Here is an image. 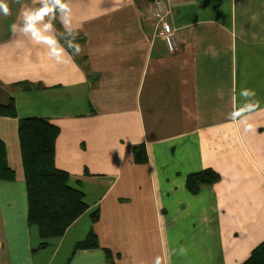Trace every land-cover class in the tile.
<instances>
[{
	"label": "crops",
	"instance_id": "crops-1",
	"mask_svg": "<svg viewBox=\"0 0 264 264\" xmlns=\"http://www.w3.org/2000/svg\"><path fill=\"white\" fill-rule=\"evenodd\" d=\"M6 2L0 103L14 99L18 116H0L15 171L0 179V264L245 262L264 241V0H164L173 51L153 0H70L71 30L59 10L52 21L63 62L21 30L40 0ZM75 32L79 54L67 45ZM25 117L59 126L56 166L89 206L44 248L28 222ZM139 145L146 163L135 161ZM207 168L221 179L191 193L187 176ZM91 231L98 247L75 250Z\"/></svg>",
	"mask_w": 264,
	"mask_h": 264
},
{
	"label": "trees",
	"instance_id": "trees-1",
	"mask_svg": "<svg viewBox=\"0 0 264 264\" xmlns=\"http://www.w3.org/2000/svg\"><path fill=\"white\" fill-rule=\"evenodd\" d=\"M0 116H18L14 99L0 103ZM59 134V126L48 118L20 119L19 137L28 193V222L40 230V248L48 246L50 239L63 236L70 225L89 208L83 191L69 184V173L56 166V141ZM134 156L137 163H146L148 156L145 145L136 146ZM0 179H15V171L7 163L6 145L2 139ZM220 179L218 172L207 168L190 173L186 186L191 193L197 194L204 186L215 184ZM96 218L97 215L94 216ZM93 247H98V242L97 236L91 231L88 238L76 244L75 250ZM106 253L110 258L109 249ZM242 264H264V241Z\"/></svg>",
	"mask_w": 264,
	"mask_h": 264
},
{
	"label": "clouds",
	"instance_id": "clouds-1",
	"mask_svg": "<svg viewBox=\"0 0 264 264\" xmlns=\"http://www.w3.org/2000/svg\"><path fill=\"white\" fill-rule=\"evenodd\" d=\"M41 7L38 8H26L22 13V18L25 23L21 29L23 33L30 34L32 40L37 44H44L48 46V56L54 57L57 62H63L65 58V48L60 43V40L56 38L54 33L56 29L52 21L56 20V11L59 10L61 16L59 17L60 23L63 25L65 31H70V25L72 23V9L70 6V0H40ZM0 13L7 16L10 15L9 5L6 0H0ZM45 16L49 17L48 23L45 24V31H41L36 27V21L43 20ZM18 30V24L13 23L10 26V31L16 33ZM50 30V31H48ZM75 35L68 41V47L74 50V54H79L81 51L80 46L74 43ZM245 95H255V92L250 89L244 90ZM251 110V107H249ZM250 128V125H246ZM185 250L181 248L183 253Z\"/></svg>",
	"mask_w": 264,
	"mask_h": 264
},
{
	"label": "built area",
	"instance_id": "built-area-1",
	"mask_svg": "<svg viewBox=\"0 0 264 264\" xmlns=\"http://www.w3.org/2000/svg\"><path fill=\"white\" fill-rule=\"evenodd\" d=\"M154 15L161 27V35L171 51L176 47V29L166 19L164 0H153Z\"/></svg>",
	"mask_w": 264,
	"mask_h": 264
}]
</instances>
